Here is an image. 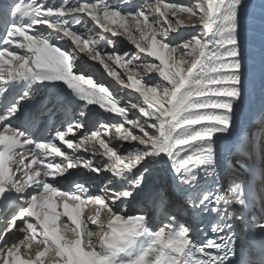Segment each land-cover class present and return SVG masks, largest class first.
Returning a JSON list of instances; mask_svg holds the SVG:
<instances>
[{
	"label": "snow or ice",
	"instance_id": "1",
	"mask_svg": "<svg viewBox=\"0 0 264 264\" xmlns=\"http://www.w3.org/2000/svg\"><path fill=\"white\" fill-rule=\"evenodd\" d=\"M254 12L264 27V0L0 4V264H264L233 230L239 220L264 236V155L237 177L218 152L246 127L236 119ZM85 58L138 96L122 103ZM154 174L164 187L146 183ZM193 215L213 218L211 235L181 221Z\"/></svg>",
	"mask_w": 264,
	"mask_h": 264
},
{
	"label": "bare ground",
	"instance_id": "2",
	"mask_svg": "<svg viewBox=\"0 0 264 264\" xmlns=\"http://www.w3.org/2000/svg\"><path fill=\"white\" fill-rule=\"evenodd\" d=\"M53 2L59 3V0H49V3H53ZM129 2L133 3V4H141V3H147V2H154V0H129ZM164 2H176V3L190 4L191 0H164ZM94 31H95V29H94ZM181 33L183 35H187L188 34V30L182 29ZM115 39L116 40L118 39L116 47L121 52L129 51L130 54L135 52L134 47L133 46L131 47L130 43L124 37H118V38H115ZM263 49H264V43H263ZM134 63H136V61H134ZM88 65L87 66H83V70H84L85 74L86 75H90L92 78H94V80H98V81L103 82L105 77L101 76L99 73H98V76H96L92 72V70L89 68L90 65L89 66ZM259 69L262 72V75L255 82L253 88H249V91H250L249 106H248V109L246 108L247 110L244 111V114H247V115H249L251 112H253L254 109H256V108L258 109V107L260 106V103L261 104L264 103V59L262 61V66H260ZM117 71H119V70H117ZM130 100H134V97H129V101ZM256 110L254 112H256ZM133 111L134 110H131L129 112L130 116H134V112ZM109 118H110V116H108L106 113L101 115V119H103V120H108ZM53 119L55 121H59L61 118L58 115H55L53 117ZM249 137H251L250 138L251 139L250 140L251 141V147L249 148V153H250V159L252 161V165H258L259 166L260 162H261L260 158H261L262 155H264V119H261L260 116H258L257 120H255L254 125L251 127L250 132H249ZM258 157H259V160L257 162V158ZM234 168L238 169L237 167H234ZM155 176H156V174L147 177L146 181H151V180L155 179ZM93 179L95 180V183L92 185V191L94 193H97L98 189H99V186L102 183V180L100 178H96V177H93ZM137 198L139 199V196H137ZM135 199L136 198L126 202V207H127L128 214H136L138 212V210L141 208L140 204H138V203L136 204V202L134 201ZM118 206L119 207H124L125 204H120ZM143 210L148 211V213H149L150 227L156 228L159 225V223H160L159 217L158 216H156V217L154 216L151 208L148 206V204L146 202L143 205ZM101 217H102V219L104 218V214L103 213H101ZM181 221L185 222V220L182 219V217H181ZM92 227H95V226H92Z\"/></svg>",
	"mask_w": 264,
	"mask_h": 264
},
{
	"label": "rangeland",
	"instance_id": "3",
	"mask_svg": "<svg viewBox=\"0 0 264 264\" xmlns=\"http://www.w3.org/2000/svg\"><path fill=\"white\" fill-rule=\"evenodd\" d=\"M117 40H118V39H117ZM130 46L132 47V45H131V44H130ZM117 70H119V71H120V70H121V71H123L121 68H118Z\"/></svg>",
	"mask_w": 264,
	"mask_h": 264
}]
</instances>
